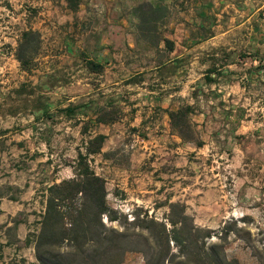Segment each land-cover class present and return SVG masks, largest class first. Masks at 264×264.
Listing matches in <instances>:
<instances>
[{"label":"rangeland","instance_id":"1","mask_svg":"<svg viewBox=\"0 0 264 264\" xmlns=\"http://www.w3.org/2000/svg\"><path fill=\"white\" fill-rule=\"evenodd\" d=\"M186 105L193 142L167 112ZM97 134L91 165L121 217L109 226L148 214L171 228L180 203L229 260L264 264V0H0V264H39L46 188L74 177Z\"/></svg>","mask_w":264,"mask_h":264},{"label":"trees","instance_id":"2","mask_svg":"<svg viewBox=\"0 0 264 264\" xmlns=\"http://www.w3.org/2000/svg\"><path fill=\"white\" fill-rule=\"evenodd\" d=\"M139 9L153 15L159 8L144 3ZM34 36L37 32L32 30L22 34L17 59L24 69L34 60L33 54L28 52L36 45ZM164 41L173 51L172 42ZM90 64L95 72L102 70L101 64ZM63 111L68 115L74 113L71 107ZM167 112L178 136L183 141L193 142L195 107L180 106ZM95 122L109 125L114 119L102 114L96 116ZM105 140L103 134L90 136L86 153L78 154L74 177L46 188V211L37 222L39 230L34 236L39 264H122L128 253L142 254L145 264H238L226 256L223 236L218 237L220 242L209 243L214 235L196 226L180 203L171 204V228L148 214L136 219L128 229L109 226L108 223L118 222L121 217L109 205L106 180L97 175L90 159L101 153ZM93 145H97L95 150Z\"/></svg>","mask_w":264,"mask_h":264},{"label":"crops","instance_id":"3","mask_svg":"<svg viewBox=\"0 0 264 264\" xmlns=\"http://www.w3.org/2000/svg\"><path fill=\"white\" fill-rule=\"evenodd\" d=\"M259 47V46H258ZM255 49H256V51L259 49V48H257L256 46H255ZM257 62V61H256ZM242 79H244V78H242ZM202 123H204V120H202ZM180 143H181V141H180Z\"/></svg>","mask_w":264,"mask_h":264}]
</instances>
